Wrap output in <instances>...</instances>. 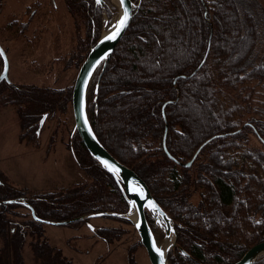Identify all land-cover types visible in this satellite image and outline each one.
Instances as JSON below:
<instances>
[{
  "label": "trees",
  "instance_id": "trees-1",
  "mask_svg": "<svg viewBox=\"0 0 264 264\" xmlns=\"http://www.w3.org/2000/svg\"><path fill=\"white\" fill-rule=\"evenodd\" d=\"M241 1L259 0H141L103 76L101 67L90 85L88 113L96 136L146 182L175 223L178 244L169 264H234L264 241V21ZM64 2L75 37L67 54L58 49V58L44 65L56 76L80 69L101 37L105 15L118 12L110 0L104 6ZM74 84L0 85V111L15 107L21 140L34 146H40L49 118L71 114L68 147L85 173L81 182L46 192L15 185L0 172V264H73L41 238L43 223L29 207L40 219L71 221L66 226L76 229L90 221L87 215L129 210L117 180L75 129ZM192 160L190 167L180 164ZM95 232L107 243L123 234L114 228ZM129 264H136L134 258ZM255 264H264V256Z\"/></svg>",
  "mask_w": 264,
  "mask_h": 264
},
{
  "label": "rangeland",
  "instance_id": "rangeland-1",
  "mask_svg": "<svg viewBox=\"0 0 264 264\" xmlns=\"http://www.w3.org/2000/svg\"><path fill=\"white\" fill-rule=\"evenodd\" d=\"M241 3L245 9L252 4L250 7L253 13L260 21H264V0L246 3L241 1ZM56 4L57 7L54 8L50 0H2L0 30L15 18H32L34 14L32 9L38 7L40 10L29 24L27 32L29 36L25 35V37L32 39L35 35L39 36L41 30H45L44 40L35 49L26 48L23 38H15L16 42L11 45V50L7 47L11 64L10 78L15 83L56 89L75 83L79 70L72 69L68 72L64 70L62 76H56L53 70L49 72L50 67L44 70L46 64L52 58H56L59 52L68 53L72 45L71 38L75 37L74 23L64 0H56ZM49 5H52L54 10H51ZM118 18L119 11L111 18L105 15L102 34ZM60 30L66 32H62L59 40L56 41L57 31ZM19 31V26L13 27L12 37H18L16 33H20ZM79 35L84 37L85 30L83 29ZM71 128L70 113L65 112L49 118L42 129L40 146H34L21 140V125L15 107L8 106L2 109L0 111V172L15 185L46 192L68 188L83 181L85 173L77 166L68 147ZM100 228H114L123 234L118 241L107 243L95 232ZM41 232V238L61 249L64 256L72 260L73 264H129L131 257L136 264H151L137 230L132 225L116 220L96 217L78 229L43 223ZM26 245L25 258L29 260V241Z\"/></svg>",
  "mask_w": 264,
  "mask_h": 264
},
{
  "label": "water",
  "instance_id": "water-1",
  "mask_svg": "<svg viewBox=\"0 0 264 264\" xmlns=\"http://www.w3.org/2000/svg\"><path fill=\"white\" fill-rule=\"evenodd\" d=\"M110 1L119 11V18L111 25L110 28L107 29L105 33L101 35L97 43L91 47L89 54L81 65L73 88L72 108L75 129L77 130L90 155L117 180L129 204V210L125 214L98 213L87 215L85 218L92 219L104 216H117L128 220L137 230L138 235L140 236V242L147 251L151 264H169V254L177 247L178 244V234L173 219L164 211V209L152 196L146 182L134 170L125 166L112 156L104 147L96 136L89 119L88 97L91 82L101 67L102 72L99 79L103 76L115 48L129 29L134 16V10L137 9L141 3V0H139L138 3H135L132 0H125L124 4L121 3V0ZM96 3L104 6L105 0H99V2L96 0ZM126 7L129 12V18L126 25L122 28L120 34L114 39H107V37L114 35L117 28L120 26L119 21L123 18ZM0 50H2V59L4 62V69L0 75V83L3 81L10 82L9 60L1 46ZM46 118L47 116H44L41 120L40 128L43 127ZM165 150L168 153L166 148ZM192 163L193 160L186 164H180L184 167H190ZM149 201L152 203L150 204ZM29 208L31 209L34 219L42 223L51 225H68L71 222L43 220L36 216L31 207ZM147 213L153 218L156 226L163 232V237L161 239L157 238L151 228L147 218ZM182 253L186 254L185 251H182ZM262 256H264V241L249 249L246 254L234 264H255Z\"/></svg>",
  "mask_w": 264,
  "mask_h": 264
},
{
  "label": "flooded vegetation",
  "instance_id": "flooded-vegetation-1",
  "mask_svg": "<svg viewBox=\"0 0 264 264\" xmlns=\"http://www.w3.org/2000/svg\"><path fill=\"white\" fill-rule=\"evenodd\" d=\"M53 1H54V4H56L55 3L56 0H53ZM1 3H2V0H1ZM1 3H0V5H1ZM37 9H38L37 11H36V9L33 11V13H34L33 15L37 14V12L40 10V7H38ZM40 12H42V11H40ZM48 12H50V11L48 10ZM35 16H34V18H35ZM32 20H34V19L33 18H27V19H22V18L21 19H17V18H15V19L11 20L10 22H8V24L6 26H4L3 28H1V30H0V46L2 47V49L4 50V52L6 53L7 57H8L7 47H8V49L11 50V45L14 42H16L14 40L15 38L16 39H21V38L25 39L26 48H28L29 50H32V49L37 48L38 44L41 41L44 40L45 37H43V33H44L45 30H41V33H38L39 36H36L35 35L32 39H26L25 35L26 36H29V34L27 35V32H28L29 24H30V22ZM15 26H19L20 27V31H19L20 33H16L18 35V37L15 36L13 38L12 37V28L15 27ZM52 28H53V26H52ZM62 32H66V30H60V32L57 31L56 41L59 40L60 34ZM53 59L54 58H52V60ZM52 60H50V61H52ZM0 66H1L0 67V75H1L2 72H3V69H4V62H3V59H2V55H0ZM10 69H11V64L9 62V79H10V82L3 81V82L0 83V85L3 84V83L18 85L17 83H15L14 81H12V79L10 78ZM46 87H48V86H46ZM159 239H161V238H159Z\"/></svg>",
  "mask_w": 264,
  "mask_h": 264
},
{
  "label": "snow or ice",
  "instance_id": "snow-or-ice-1",
  "mask_svg": "<svg viewBox=\"0 0 264 264\" xmlns=\"http://www.w3.org/2000/svg\"><path fill=\"white\" fill-rule=\"evenodd\" d=\"M97 2H99V0H97ZM121 3L124 4L125 0H121ZM205 16H207V13H205ZM128 18H129V12H128V9L126 7L125 10H124L123 18L119 21V25L120 26L117 28L115 34L112 35V36L107 37V39L111 40V39H114L116 36H118L120 34L122 28L126 25ZM2 54H3L2 50H0V55H2ZM149 203L151 204L152 202L149 201ZM153 207H154V205H153ZM161 255H162V253H161Z\"/></svg>",
  "mask_w": 264,
  "mask_h": 264
},
{
  "label": "bare ground",
  "instance_id": "bare-ground-1",
  "mask_svg": "<svg viewBox=\"0 0 264 264\" xmlns=\"http://www.w3.org/2000/svg\"><path fill=\"white\" fill-rule=\"evenodd\" d=\"M116 3H117V1H116ZM106 29H107V28H106ZM106 29H105V31H106ZM105 31H104V32H105Z\"/></svg>",
  "mask_w": 264,
  "mask_h": 264
}]
</instances>
